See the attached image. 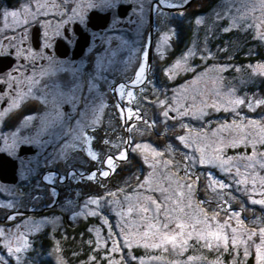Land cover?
<instances>
[{"label":"rangeland","instance_id":"obj_1","mask_svg":"<svg viewBox=\"0 0 264 264\" xmlns=\"http://www.w3.org/2000/svg\"><path fill=\"white\" fill-rule=\"evenodd\" d=\"M29 1L34 20L49 23L60 6L72 19L110 11L128 54L147 46L152 5L151 47L164 56V82L159 94L150 87L149 97L133 102L143 116L133 113L132 126L120 119L115 147L123 148L101 155L97 174L127 160L137 167L98 195L68 193L48 214L0 230V264H257V246L264 250V204L254 203L264 200V0H216L202 13L193 11L203 0ZM120 4L130 5L128 18L115 15ZM178 28L187 34L176 49ZM92 62L104 69L102 57ZM85 75L86 86L102 76ZM104 86L98 93L93 83L86 87L84 108L103 115ZM79 130L69 134V150ZM61 208L74 224L68 232L61 231Z\"/></svg>","mask_w":264,"mask_h":264},{"label":"flooded vegetation","instance_id":"obj_2","mask_svg":"<svg viewBox=\"0 0 264 264\" xmlns=\"http://www.w3.org/2000/svg\"><path fill=\"white\" fill-rule=\"evenodd\" d=\"M24 1L0 0V230L6 231L16 229L21 218L48 214L59 205L58 198L68 196L72 184H80L77 195L85 197L86 180L107 179L111 168L103 177L97 172L101 155L103 159L114 155L117 119L125 118V124L132 126L133 113L143 116L133 102L149 97L150 87L159 94L164 82L163 54H155L151 47L147 61L148 38L146 48L141 45L125 53L123 46L128 43L116 37L118 29L111 26L110 11L90 9L72 19L60 6L49 23L34 20L31 1ZM121 5L115 15L128 18V14L119 16ZM11 12L18 15H8ZM101 35L109 41L101 43ZM97 57L104 62L102 71L93 69V62L86 63ZM115 65L128 70L116 74ZM141 67L144 73L137 80ZM86 73L102 74L101 82L91 77L88 85H96L98 93L106 84L103 115L97 107L84 108ZM76 126L80 127L78 145L71 144L69 150V134ZM151 130L160 131L154 126ZM96 147H104V154ZM37 197L40 202H35ZM58 215L61 231L68 232L74 224L62 208Z\"/></svg>","mask_w":264,"mask_h":264},{"label":"trees","instance_id":"obj_3","mask_svg":"<svg viewBox=\"0 0 264 264\" xmlns=\"http://www.w3.org/2000/svg\"><path fill=\"white\" fill-rule=\"evenodd\" d=\"M216 2V0H203L202 1V5L198 2L197 4L199 5V7H197L196 9H195V11H193V12H195V13H202V12H204L206 9H207V7L209 6V5H212L213 3H215ZM192 6V5H191ZM185 8V7H184ZM186 9V8H185ZM189 9H190V7H189ZM189 16L191 17L192 15H193V13L191 12L190 13V11H189ZM181 23V22H180ZM152 27H153V25H152ZM178 31H179V33H178V38H177V45H176V49H178L179 48V46H180V44H181V41L183 40V39H185V36H186V34H187V30L185 29V28H178ZM255 59V58H254ZM257 59V58H256ZM117 126H119V119H117ZM118 130H120V128H118ZM155 130H158V129H155ZM160 132V131H159ZM119 134H121L122 135V132L121 131H119ZM155 140V139H154ZM152 141L155 145L157 144V143H155V141ZM156 142H158V141H156ZM118 146V145H117ZM96 148H99V150L101 151V150H103L104 149V147H96ZM121 148H123V147H120V146H118V147H114V150L115 151H119V149H121ZM113 154L115 155V153L113 152ZM135 163L136 162H133L132 160H130L129 162H128V160L127 161H123V162H121V163H116L115 165H114V168L111 170V172H110V175H109V177L107 178V179H105V180H99V182L98 183H96L97 182V178H91V179H88V180H86L84 183H83V185H82V187H83V191L85 192H94V193H96L97 195L100 193V191L101 190H103L104 188H105V186L107 185V184H110L112 181H120V180H122L123 179V177L125 176V175H127L128 173H130V172H132L133 171V169H134V167L136 166L137 167V165H135ZM141 167V165L139 164L138 165V167ZM135 167V168H136ZM140 170V169H139ZM76 185H77V187L78 186H80V184H72V188L71 189H69V194H70V196L72 197V196H74L75 195V193H77V192H79V191H77V187H76ZM84 225V224H83ZM76 236H78L77 235V233L75 234Z\"/></svg>","mask_w":264,"mask_h":264},{"label":"snow or ice","instance_id":"obj_4","mask_svg":"<svg viewBox=\"0 0 264 264\" xmlns=\"http://www.w3.org/2000/svg\"><path fill=\"white\" fill-rule=\"evenodd\" d=\"M169 6H170V5H169ZM8 15L14 17V16H17L18 14H17L16 12H11V13H8ZM262 67H264V66H262ZM143 73H144V68L141 67L140 70H139V72L137 73V77H136V79H137V80H140V79L142 78ZM262 74H264V73H262ZM128 95L131 96L132 94L129 92ZM236 103H242V101H237ZM165 115H167V113H165ZM253 123H255V121H253ZM181 139H183V137H181ZM138 147H141V146H138ZM142 147H143V149H145V150H149V151H150V149H148V146H147V145H144V146H142ZM153 155H154V156H158V155H160V153H158V152H153ZM93 158H95V157H93ZM121 158H124L123 155L121 156ZM108 163H109V166L112 165V160H111V158L109 159ZM107 174H108V173H104V175H107ZM188 187L190 188L191 186L189 185ZM93 202H94V201H93ZM254 203L264 204V200H262V201H254ZM158 207H159V206H158ZM145 211H147V210L145 209ZM164 227L167 228V225H164ZM177 227H181V228H182L183 225H177ZM235 231H236V230L233 229V232H235ZM145 235H147V233H145ZM190 236H191V233H189V237H190ZM261 236H262L261 243L264 244V229H261ZM201 238H203V237H201ZM220 238H221V237L219 236V234H217V235H216V239L219 240ZM164 239H165V240H168V239H169V236H168L167 234H165ZM170 239H171V241H175L176 237L173 235V236H171ZM224 239H225V242H227V237H224ZM236 242H237V241H236V238L233 237V245H235ZM15 251H16V252H19V251H20V248H16ZM262 261H264V250H262L261 247L258 245V246H257V264H261Z\"/></svg>","mask_w":264,"mask_h":264},{"label":"water","instance_id":"obj_5","mask_svg":"<svg viewBox=\"0 0 264 264\" xmlns=\"http://www.w3.org/2000/svg\"><path fill=\"white\" fill-rule=\"evenodd\" d=\"M187 4H188V2L185 5H187ZM129 9H130L129 4H124V5L119 6L117 9L119 16H121V17L125 16L127 14V12L129 11ZM148 22H149V35H148L149 36V43H148L147 61L149 60V54H150V49H151L152 5H151V9H150L149 14H148ZM85 44H86V42H85ZM85 44H84V46H85ZM125 150H127V149L125 148Z\"/></svg>","mask_w":264,"mask_h":264}]
</instances>
